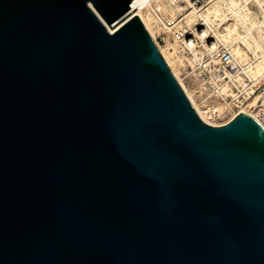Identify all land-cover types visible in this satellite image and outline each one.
Masks as SVG:
<instances>
[{
	"label": "water",
	"instance_id": "water-1",
	"mask_svg": "<svg viewBox=\"0 0 264 264\" xmlns=\"http://www.w3.org/2000/svg\"><path fill=\"white\" fill-rule=\"evenodd\" d=\"M0 264H264V127L201 120L131 0H0Z\"/></svg>",
	"mask_w": 264,
	"mask_h": 264
},
{
	"label": "bare ground",
	"instance_id": "bare-ground-1",
	"mask_svg": "<svg viewBox=\"0 0 264 264\" xmlns=\"http://www.w3.org/2000/svg\"><path fill=\"white\" fill-rule=\"evenodd\" d=\"M131 5L136 15L142 20L145 28L155 39L157 48L186 96L193 104L201 120L210 125L220 126L228 123L239 113H245L258 118L256 112L260 110L261 105L258 104V97L255 95L247 104V107H255L254 111L243 107L245 104L244 100L238 105L241 109L233 112V115L225 122H213L214 120L212 119H214L213 117L216 115V112L219 113L220 110L227 109L226 103H218V107L217 105H213L208 108V105L205 103L201 104L198 102L193 89L188 88L181 77L179 65L182 64L183 50L185 48L191 54V58L187 60L192 64V62L203 60V54L212 53L217 44H221L228 47L232 58L238 65H241L239 74L231 75L227 73L230 76V80L242 86L243 76L241 73H243L244 76L249 78L252 85L254 84L255 86L261 83L264 78V0H209L208 4L201 9L189 8L185 4H177L173 7L163 0H131ZM148 5H154V8L159 10L160 14H163L168 20H177V17H180L181 20L176 21L173 29L169 27L168 31L161 34L162 28L153 24V18L144 11ZM197 17L202 18L204 23L210 28L213 37H208L205 41H202L201 45L198 42H191L193 44L191 48L188 44L183 47L178 42H171L169 40L171 38V30H179V27H182L183 24L191 26L193 23L190 22H195ZM204 30L209 31L208 29ZM161 37L162 41L157 43L158 38ZM209 63L216 64L217 60L211 59L207 65ZM218 85H221V87L217 93L222 97L232 92L229 83L225 82L223 85ZM252 92H248L247 95L250 94L248 97H251ZM261 104H264V102H261Z\"/></svg>",
	"mask_w": 264,
	"mask_h": 264
},
{
	"label": "built area",
	"instance_id": "built-area-1",
	"mask_svg": "<svg viewBox=\"0 0 264 264\" xmlns=\"http://www.w3.org/2000/svg\"><path fill=\"white\" fill-rule=\"evenodd\" d=\"M163 1L168 2L169 5L173 6V7L176 6L177 4H181V5L185 4L189 8H196V9H201V8L205 7L209 2V0H163ZM154 7H155L154 5L153 6L148 5L147 9H145L144 11L153 18V24L158 25L160 28H162L161 34H163L165 31H168L169 27L173 29V27L176 24V21L181 20L180 17H177V20H173V19L168 20L166 17L163 16V14L162 15L160 14L159 10H157ZM204 29L209 30V31H207L208 37H213V34L210 31V28L206 25V23H204L202 18L197 17L196 21L191 26L183 24L182 27H179V30H176V31L171 30L170 36H171V39L173 41L178 42L179 45L184 46V47L188 44L189 41L198 42V43L202 44V41L200 39H198L197 37L193 36L192 33L194 30L197 31V33H200ZM150 36H151V34H150ZM162 37H163V35H162ZM162 37L158 38L157 43L162 41L161 40ZM152 39H153L154 43L156 44L155 39L153 37H152ZM218 45H221V44H217V46ZM221 46H224V45H221ZM215 49L216 50L213 49L212 53L214 52L216 54L215 56L217 58H219L222 63L220 64L219 69L216 70V75L214 76V74L212 73L213 75L210 76L209 79H206V83H207L208 87L210 88V92L216 93V95H218V97H222L221 95H219L217 93L218 89L221 87V85H218V84L223 85L225 82L227 84L229 83L232 92L228 95H225L222 98L225 101L224 103H226V100L229 99L230 102H233L235 105L238 106L240 104V102H243L246 99V97L248 96L247 95L248 92L252 91V86H254V84L252 85L249 78H247L248 83L242 84V86L240 84H238L237 82L230 80V76L227 73H229L231 75H237L240 73L239 70L235 67V64L233 63L235 60L232 58V54L230 53V51L226 47H223L220 49L215 48ZM228 64H231V68L235 69L233 72H230L231 71L230 69L227 70L226 66ZM198 101H200L201 104L205 103L206 105H208V108L212 107V106H210L209 102L206 101L205 99H203V100L198 99ZM259 105H261L260 110L258 112H256L258 118H255V119L264 127V104H261V102H259ZM192 106H193V104H192ZM211 109H213V108H211Z\"/></svg>",
	"mask_w": 264,
	"mask_h": 264
},
{
	"label": "rangeland",
	"instance_id": "rangeland-1",
	"mask_svg": "<svg viewBox=\"0 0 264 264\" xmlns=\"http://www.w3.org/2000/svg\"><path fill=\"white\" fill-rule=\"evenodd\" d=\"M169 40L171 42H173V40L171 38ZM198 44H200V43H198ZM223 47H226V46H221V45L216 46L217 49H220ZM226 48L228 49V47H226ZM186 51H187V49L185 48L183 50L184 55H183L182 64L179 65L180 66L179 68L181 69L180 73H181V77L184 79V82L187 85V87L190 89H193L194 95L196 96V100L198 101V99H202V100L205 99L206 101L209 102L210 106L217 105L218 103L223 104L225 102L224 99L222 97H218V95H216V93L210 92V88L208 87V85L206 83V79H209L210 76H212L213 74H214V76L216 75V69L218 70L220 64L222 63L221 60L219 58H217L215 56L216 54L213 52V53L203 54L202 55L203 60L198 61L199 63L197 61H195V62H192V64H190L187 59L191 58V54L189 51H187V52ZM211 59H216L217 65L212 64V63H211L212 65L210 63H209V65H207ZM202 62H203V64H202ZM233 63L235 64V67L239 71H241V68H240L241 65H238V63H236L235 61ZM226 67H227V70H229V69L231 70L230 72H233L235 70V69L231 68V64H228ZM241 75L244 77V78L242 77V83L247 84L248 83L247 77L244 76L243 73H241ZM244 82H246V83H244ZM252 91L253 92L251 94V97H248L249 95L247 96L248 98L246 97V99L244 101L245 104L243 107H247L248 102H250V100L253 97H255V95L258 97V101H257L258 104H259V102H264V78L262 79L261 83L255 85V86H252ZM198 102H200V101H198ZM225 105H226L227 109H223L222 111L220 110L219 113L216 112V115L213 117L214 119H212V120H214L213 122L223 123L230 116L233 115V112H237L241 109L237 105H235L233 102H230L229 99L226 100ZM217 107H218V105H217ZM254 108L255 107H247V109H249L250 111H254ZM219 109H220V107H219ZM231 110H233V111H231Z\"/></svg>",
	"mask_w": 264,
	"mask_h": 264
},
{
	"label": "clouds",
	"instance_id": "clouds-1",
	"mask_svg": "<svg viewBox=\"0 0 264 264\" xmlns=\"http://www.w3.org/2000/svg\"><path fill=\"white\" fill-rule=\"evenodd\" d=\"M190 23H194V22H190ZM193 36L197 37L198 39H200L201 41H205L206 38L208 37V32L205 30H202L199 34L197 33V31H193L192 33ZM188 46L191 48L193 47V44L191 43V41L188 42ZM214 46V45H213Z\"/></svg>",
	"mask_w": 264,
	"mask_h": 264
}]
</instances>
